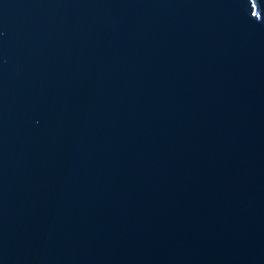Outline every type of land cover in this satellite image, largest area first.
Masks as SVG:
<instances>
[{"label":"water","instance_id":"95a60500","mask_svg":"<svg viewBox=\"0 0 264 264\" xmlns=\"http://www.w3.org/2000/svg\"><path fill=\"white\" fill-rule=\"evenodd\" d=\"M0 264H264V0H0Z\"/></svg>","mask_w":264,"mask_h":264}]
</instances>
